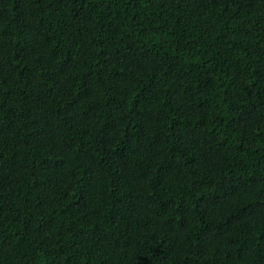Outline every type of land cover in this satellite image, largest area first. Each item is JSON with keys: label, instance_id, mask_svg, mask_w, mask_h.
<instances>
[{"label": "trees", "instance_id": "obj_1", "mask_svg": "<svg viewBox=\"0 0 264 264\" xmlns=\"http://www.w3.org/2000/svg\"><path fill=\"white\" fill-rule=\"evenodd\" d=\"M0 264H264V0H0Z\"/></svg>", "mask_w": 264, "mask_h": 264}]
</instances>
